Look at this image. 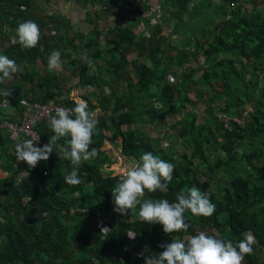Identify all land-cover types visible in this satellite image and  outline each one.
<instances>
[{"label":"trees","instance_id":"1","mask_svg":"<svg viewBox=\"0 0 264 264\" xmlns=\"http://www.w3.org/2000/svg\"><path fill=\"white\" fill-rule=\"evenodd\" d=\"M88 1L105 16L123 12V6L128 3L126 0H84ZM148 1L142 0L140 10H134L136 20L125 25L120 20L112 32L93 25L85 35L71 34V39H67L64 34L47 41L40 30L41 38L35 48L24 49L18 43H10L1 51L0 55L14 60L20 71L13 75L9 87L0 84V99L15 108L14 116L0 115V123L18 121L26 101L44 104L63 96L60 102L66 108L76 106L73 99L63 95L59 77L45 70L50 54L58 48L57 43H70L65 50L69 49L71 55L65 53V56L70 71L77 72V86L89 87L94 82L98 89L93 100L83 99L97 121L90 145V150L95 149L97 155L82 162L78 169L80 185L65 183L72 165L55 147L49 159L38 162L34 169L25 162H17L11 153L14 147L8 130L0 128L3 174L0 178V264H145V257H154L165 250L161 245L171 243L177 236L197 235L198 229H209L210 235L233 243L242 240L245 233H251L257 243L243 264H264V88L260 94L262 102L255 104L247 121L241 110L250 102L248 95L256 93L258 73L264 62V14L256 6L244 11L236 0H219L215 7L211 0L194 3L159 0L162 11L171 16L169 22L188 15L187 23L179 25L178 21L173 29V35L183 40L182 50L173 61L169 59L163 64L165 46L173 48L172 42L165 44L161 28H151L148 19H143ZM42 2L45 5L49 0ZM33 11L34 0H0V29L5 27L14 36L21 22L32 20L39 25L38 19L31 16ZM168 20L164 18V24ZM140 21L150 29L149 37L143 32L135 33ZM212 25L214 30H209ZM53 28L57 34L59 25L54 22ZM101 37H104L103 43ZM133 46L138 48L139 57H147V63L127 61V51ZM80 49L84 51L83 58L76 64V52ZM199 51L204 55L202 65L206 70L195 83L210 88L209 84L214 83L212 87L219 89L216 92L212 88V95L207 98V119L202 124L186 107L194 104L187 90H179L166 81V75L175 65L181 66L190 55L196 59ZM38 63L45 70L43 75L35 72ZM30 69L34 71L30 73ZM235 80L238 82L234 83ZM160 82L161 89L152 92L151 87L156 84L158 87ZM184 83L185 80L180 85ZM230 84L236 88L237 95L229 91ZM26 85L30 87L26 89ZM5 90L10 96L3 95ZM28 93H31L29 97ZM222 99L221 107L216 102ZM222 114L230 119V129L220 123L218 116ZM143 115L158 118L161 125L178 128L180 141L187 150L179 155L173 146L155 147L135 127ZM235 118L241 119L242 127ZM215 128L223 131L222 140ZM36 130L44 145L54 135L49 122L39 124ZM58 143L65 144V140ZM107 143L120 148L124 157L139 161L144 153L151 152L175 166L167 193H146L145 198L176 202L177 193L195 186L215 204V213L207 218L186 213L188 231L168 235L160 224L141 222L137 218L139 206L130 210L128 216L114 212L111 190L119 182V176L105 170L116 162V157L103 150ZM245 144L248 150L241 153ZM232 163L237 165L234 177L219 192L210 191L212 175ZM21 170L26 172V177L17 183L16 174ZM74 208L84 212L71 215ZM97 208L109 219V231L104 236L84 230L85 226L95 224L93 212Z\"/></svg>","mask_w":264,"mask_h":264},{"label":"clouds","instance_id":"2","mask_svg":"<svg viewBox=\"0 0 264 264\" xmlns=\"http://www.w3.org/2000/svg\"><path fill=\"white\" fill-rule=\"evenodd\" d=\"M40 38L39 25L27 20L19 23L12 43H18L24 49H32L37 46ZM61 67L60 52L53 51L48 58V70L56 71ZM19 71L14 60L0 55V84L12 79ZM10 94L7 90L3 92L4 96ZM49 128L54 135L43 147L35 146L39 137L17 143L16 161L25 162L30 169H34L38 162L49 159L55 147L63 159L69 160L72 165L73 170L65 176V183L70 186L80 185L82 180L78 178V169L82 162L97 155L95 149L90 150L92 137L97 131L94 114L88 110L87 102L80 100L74 108H57L55 116L50 118ZM62 139L65 144L58 143ZM174 167L172 163L151 152L144 153L139 161L130 162L111 190L115 205L113 211L128 216L130 210L139 206L137 218L146 224L162 225L163 232L168 235L188 231L186 213L196 218L211 217L215 213V204L195 186L177 193L176 202L145 198L146 193H167ZM108 231L107 228H101V233ZM256 243L251 233H245L242 240L233 243L230 239L214 237L201 231L193 236H177L171 243L161 245L165 250L154 257H145V264H243L245 257L253 253V245Z\"/></svg>","mask_w":264,"mask_h":264},{"label":"rangeland","instance_id":"3","mask_svg":"<svg viewBox=\"0 0 264 264\" xmlns=\"http://www.w3.org/2000/svg\"><path fill=\"white\" fill-rule=\"evenodd\" d=\"M128 3H126L123 6V12L119 13L118 11L113 12V14H110V16H105L106 14H104L102 11H100V9H96V7H93L89 1L88 2H84V0H49L48 3H45V5H43L42 0H34V11L32 12L33 15H31L34 19H38V23H39V27L40 30L42 31L44 37L46 38V40H51L54 39L55 36L57 37L58 35H66L67 39H71V34H76V33H80L83 34V32L89 30L91 25H97V27L102 28V29H106L108 28V31L110 30L111 32L113 31V28L120 23V20H122V24L125 25V21H123L124 18H128L131 17L132 15H135V11H129L125 6H130L134 1H138L139 4V9H140V5H141V1L142 0H126ZM151 2H154L153 0H150ZM159 2V0H157ZM197 0H191L192 3H194ZM213 2V6H217L219 5L220 1L219 0H211ZM149 2V1H148ZM236 4L240 5L242 10L244 11H249L253 6H256L263 14H264V0H236ZM212 11V9H210L209 11H207V15L208 13H210ZM101 15L99 17H97V15ZM167 13L163 12V19L166 18V21L169 19L166 16ZM114 15V17H113ZM50 16H52L53 18L51 19ZM179 21V22H178ZM58 24L59 25V31L57 34H55L54 32V28H53V24ZM177 22L179 25H183L184 23L188 22V15L185 14L182 17L179 18V20L172 21L168 20L167 25H169L170 27H172L174 29L175 26H177ZM219 20L216 21L214 23L218 24ZM68 28V32H66V29ZM91 29V28H90ZM136 29V28H135ZM209 30H214L213 25L211 27H209ZM147 33L150 35V29H146ZM106 32V31H105ZM143 32L142 29L137 30L136 29V33H140ZM110 33V32H108ZM145 35V33H144ZM146 36V35H145ZM165 37V44L170 43V41L172 42V47L173 48H168L167 46H165L166 49V54L164 55V60H163V64H167V60L172 59L171 61H173V59H175L177 57V54L182 50V45L180 46V44L182 43V39L181 38H176L175 35H173L172 37H167L165 35H162ZM108 37V36H107ZM147 37V36H146ZM16 38V34L14 36H10L8 34V32L6 31V47L12 43L13 39ZM183 38V37H182ZM104 37H101V41L102 43L104 42ZM77 46H80V42L78 40H75L74 42ZM58 48L55 49V51H59L60 52V60L61 63H63V65L67 63V58L65 56V53H70L67 50H65L67 47H70V43L68 42H64V43H57ZM65 48H64V47ZM175 48V49H174ZM192 51V49L190 50ZM78 52H80L81 54H78ZM76 52L77 53V57H80L79 60L76 61V64H78L79 62H81L82 58H83V53L84 51L82 49H80V51ZM197 50L195 52H193V56L196 54ZM200 52V51H199ZM200 54L198 57H196V59H193V56L190 55L189 57H187V60L184 61V63H189L190 64V68L187 70V73L185 74V83L183 85H179L178 83H176L174 80L170 79L169 75H166V81L171 84L172 86L178 87L179 90H187V92L189 93L188 95L191 97V99L194 101V104H188L186 107L189 111L194 112L197 115V122L199 124L204 123V120L207 119V98H209L212 95V86H214V83H210L209 86L206 85H197L195 83V80L197 79V76L200 75L201 73V69L200 68H195L197 65H201L202 66V62L204 61V55L202 54V52L198 53ZM140 52L138 51V48L136 46H133L132 48H130L127 51V55H126V59L128 62L134 61V60H140L144 63H147V57L146 56H140L139 57ZM192 58V59H191ZM98 62H101V60H98ZM62 65V64H61ZM64 66V67H65ZM177 66V65H175ZM70 68V66H68ZM69 68H62V69H67L66 71L64 70H56L59 73L56 74V71H49L48 68H45V70L49 73H53L58 77H65L68 73V69ZM91 68V66H90ZM44 70V69H43ZM40 67H39V63L37 64V66H35V72L39 73L41 75L44 74L45 70L43 71ZM91 70V69H90ZM30 73L33 72L34 70L30 69L29 70ZM193 72H195L193 74ZM198 74V75H197ZM259 74V80H258V86H257V90L255 94H249V99L250 102L247 103L244 107H241L242 110V116L243 119L247 121L248 118V114L254 111V106L257 102H262V98L260 96L263 88H264V62L262 64V69L260 70ZM62 75V76H60ZM76 75L77 72H73V71H69V79L67 80L68 82L65 83L64 81V86L62 87H66L67 84L70 86L69 89H73V80H77L76 79ZM193 75V76H192ZM64 78V79H65ZM248 78V76H247ZM67 79V78H66ZM73 79V80H72ZM63 80V79H62ZM12 82V79L7 80V87L10 86ZM237 83L238 81H234V83ZM26 84V83H25ZM238 85V84H237ZM162 87V83H158V87L157 84L151 87V91L152 92H157L161 89ZM229 91L234 93V96L238 94V92L235 90L236 88L233 86V84H230V86L228 87ZM238 88V86H237ZM74 91L76 92V89H74ZM214 91L219 92L218 88H214ZM251 91V90H249ZM241 92V91H240ZM97 94H94V97ZM69 96V95H68ZM29 97V93L28 96ZM29 102V101H26ZM24 102L22 108V111L25 107L26 104H30V103H26ZM217 105L219 106H223L224 105V100L222 99L219 102H216ZM249 119V118H248ZM138 123H136L135 127L139 130V131H143L142 133L147 136L149 139H151L152 144L155 145V147L159 148H166L168 146H173V148L175 149V151L181 155L183 152H185V150H187V146L182 145L180 138L178 136V128H172L170 126L171 129V134L167 137H164V135L162 134L164 131V127H167L168 125H161L162 123L159 122L158 118H154L151 119L148 115H143L141 117V119H139L137 121ZM165 124V123H163ZM215 132L216 134H218V136L220 137V139H223V131L218 128H215ZM110 146V149H103L104 151H106V153L109 156H114L116 157V162L111 165L110 167H108V169L105 168L106 172H113L115 170H118V174L122 173L125 169L124 166H121V162L119 160V152H120V148L116 147L113 144H109L107 143L106 146ZM247 149V145L245 144L242 148H241V153L242 152H246ZM255 163H257L255 161ZM105 166V165H104ZM236 169H237V165L235 163L230 164L229 166L226 167H222L219 170H216V172L214 173V175H212L213 181L211 184V188L210 191L212 192H219L223 187H225L227 185V183L230 181L231 178L234 177L235 173H236ZM96 222V221H95ZM99 228H97L96 226H94L93 224L91 225H87L84 227V230L88 233L91 232L92 235H103V233L100 232V230H98ZM206 232L207 234H211V231L209 229H198V232Z\"/></svg>","mask_w":264,"mask_h":264},{"label":"built area","instance_id":"4","mask_svg":"<svg viewBox=\"0 0 264 264\" xmlns=\"http://www.w3.org/2000/svg\"><path fill=\"white\" fill-rule=\"evenodd\" d=\"M154 2L149 1L148 3V8L146 11L143 12V15L145 18H149V24L150 27H156L159 26L161 28V35L173 36V28L170 27L169 25L164 24L163 22V11L160 7V4L157 0H153ZM129 11H134V10H140L139 9V4L138 1H134L130 6H125ZM107 30V28L105 29ZM147 37H149V34L145 30L143 31ZM190 68L189 63H184L181 66H175L169 73L170 79L174 80L176 83L179 85L183 82L185 78V74L187 73V70ZM201 73L206 70V67L202 65L200 67ZM198 75V74H197ZM199 75V76H200ZM197 76V77H199ZM61 98H56L53 100H50L44 104L40 103H30L26 104L23 111H22V116L18 121L15 122H8V121H3L0 123V128H5L8 130L9 133V139L13 144L18 143L21 139H32L33 137H39V140L35 144L36 147H43L44 143L39 135V133L36 130V126H38L41 123L49 122L50 118L55 114V110L59 107H64L66 108L61 102ZM219 121L221 124H223V127L225 129H230L229 125V118L222 114L218 116ZM235 122L240 124L242 127L243 122L241 119H234ZM164 137H167L171 134V129L169 126L164 127V131L162 133ZM43 175H46L45 172H43ZM119 176L120 180V174H115ZM26 177L25 172H21L19 174H16V181L17 183H20L23 178ZM84 210L80 209H71L70 213L71 215L83 213ZM94 215L96 217V222L93 224L98 230L101 232V228H107L108 229V224H109V219L103 214L101 208H97L94 210ZM104 235L106 233H103Z\"/></svg>","mask_w":264,"mask_h":264},{"label":"crops","instance_id":"5","mask_svg":"<svg viewBox=\"0 0 264 264\" xmlns=\"http://www.w3.org/2000/svg\"><path fill=\"white\" fill-rule=\"evenodd\" d=\"M149 3V2H148ZM113 17H114V15H113ZM136 20V16L134 15H132L131 17H128V18H124L123 19V21H125V23H127V22H129V21H132V20ZM143 19L145 20H147L148 19V24H149V18H145L144 16H143ZM94 25V24H93ZM93 25H91L90 26V28L92 29V27H94ZM149 26H150V24H149ZM89 28V30H91ZM152 28V27H151ZM136 29L137 30H140L141 31V29H142V31H144L145 30V32H146V25H145V23H144V21H140L138 24H137V26H136ZM136 29L134 30L135 31V33H136ZM89 30H87V31H85V32H83V34L85 35ZM141 33V32H140ZM6 47V28L5 27H2V29H0V53H1V51L2 50H4V48ZM79 58L80 57H75V59L76 60H79ZM62 64V67H61V69L60 70H64V71H66L67 69H62V68H69L68 66L69 65H67V63H66V66H65V64L63 65V63H61ZM101 64V63H100ZM36 66H37V64H36ZM65 66V67H64ZM39 67L41 68V66L39 65ZM60 70H59V72H60ZM71 69L69 68L68 69V73H67V75H66V78L65 77H63L62 75H60V76H62V77H59V80H60V82H61V84H62V86H64V82L65 83H67L68 81V79H69V71H70ZM58 71H56V74L57 73H59ZM65 78V79H64ZM63 79V80H62ZM73 80V79H72ZM64 81V82H63ZM77 80L75 81V80H73V83H74V85L72 86L73 87V89H69V85L67 84V86L66 87H62V92H63V95L64 96H68L69 98H71V99H73L76 103L78 102V101H80V100H83L84 98H89V99H91V100H93L95 97H94V94H96V91H97V89H98V87H97V84H95L94 82L92 83V86H89V87H85V86H77ZM5 83V87H7V81H5L4 82ZM12 83V82H11ZM30 86L29 85H26V89H28ZM74 89H76V92L74 91ZM31 93H29V95H30ZM35 94H39V92L37 91V92H35ZM61 99L63 98V96H61L60 97ZM15 108H14V105L13 104H10L9 102H7L6 100H1L0 99V115H3V114H7V115H11V116H14L15 115ZM24 140H26V139H21L18 143H20V142H23ZM17 144V143H16ZM16 144H13V147H14V149H13V151L11 152L12 154H15V145ZM105 148H107V149H110L111 147L110 146H104L103 147V149H105ZM121 162V161H120ZM106 169H108V168H106ZM21 172H25V171H23V170H21V171H19V173H21ZM18 173V174H19ZM115 174H118V170H115L114 171V174L113 175H115ZM1 176H3V174H2V172L0 171V178H1Z\"/></svg>","mask_w":264,"mask_h":264},{"label":"water","instance_id":"6","mask_svg":"<svg viewBox=\"0 0 264 264\" xmlns=\"http://www.w3.org/2000/svg\"><path fill=\"white\" fill-rule=\"evenodd\" d=\"M119 160L121 161V166H124V167H127L129 166L130 162H133V161H137L133 158H127V157H124L121 152H119Z\"/></svg>","mask_w":264,"mask_h":264}]
</instances>
